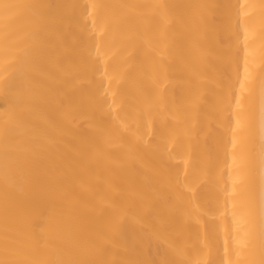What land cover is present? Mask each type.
Wrapping results in <instances>:
<instances>
[{
	"label": "bare ground",
	"instance_id": "1",
	"mask_svg": "<svg viewBox=\"0 0 264 264\" xmlns=\"http://www.w3.org/2000/svg\"><path fill=\"white\" fill-rule=\"evenodd\" d=\"M0 264H264V0H0Z\"/></svg>",
	"mask_w": 264,
	"mask_h": 264
}]
</instances>
